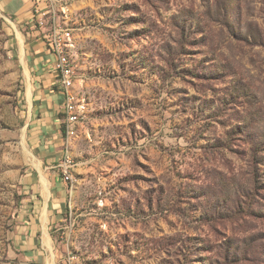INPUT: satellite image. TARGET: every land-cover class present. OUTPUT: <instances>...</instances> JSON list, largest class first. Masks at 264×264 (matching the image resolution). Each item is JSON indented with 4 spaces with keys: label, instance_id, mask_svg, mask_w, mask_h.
<instances>
[{
    "label": "rangeland",
    "instance_id": "374dc122",
    "mask_svg": "<svg viewBox=\"0 0 264 264\" xmlns=\"http://www.w3.org/2000/svg\"><path fill=\"white\" fill-rule=\"evenodd\" d=\"M35 14L18 24L0 0V264L26 263L22 182L45 166L23 34L51 49L55 30L82 109L54 164L61 264H264V0H44Z\"/></svg>",
    "mask_w": 264,
    "mask_h": 264
},
{
    "label": "crops",
    "instance_id": "0c3cea01",
    "mask_svg": "<svg viewBox=\"0 0 264 264\" xmlns=\"http://www.w3.org/2000/svg\"><path fill=\"white\" fill-rule=\"evenodd\" d=\"M44 0H2L8 16L18 24H30ZM24 35L22 53L26 76L24 92L28 105V140L43 159L39 170L23 177V194L17 211L15 243L26 260L24 264H61L65 248L54 233L64 221L69 195L56 169L64 147L63 119L65 97L56 67L57 57L39 31ZM42 35V36H41ZM41 163V165H42ZM68 262L71 257L68 253Z\"/></svg>",
    "mask_w": 264,
    "mask_h": 264
},
{
    "label": "built area",
    "instance_id": "2783aa9c",
    "mask_svg": "<svg viewBox=\"0 0 264 264\" xmlns=\"http://www.w3.org/2000/svg\"><path fill=\"white\" fill-rule=\"evenodd\" d=\"M39 24L43 25L44 21L41 20ZM64 44H68L66 42L65 36H63L61 32L55 30L50 46H51V51L57 57L56 67L59 72L60 82L63 87V95L65 97V107H64L65 117H64V126H63L65 130V136H64V144H65L66 139L71 137L72 133H75V130L79 123V119L81 117L82 109L80 106L70 105V101L68 98V86H71L73 82H75L74 81L75 71L71 61H64V57H63ZM71 164H72V159L63 156V161L59 166L63 168V174H64L63 178L66 182L72 181V175L69 172Z\"/></svg>",
    "mask_w": 264,
    "mask_h": 264
},
{
    "label": "bare ground",
    "instance_id": "6f19581e",
    "mask_svg": "<svg viewBox=\"0 0 264 264\" xmlns=\"http://www.w3.org/2000/svg\"><path fill=\"white\" fill-rule=\"evenodd\" d=\"M73 86V84L71 85V86H68V98H69V101H70V105H73V106H77L76 105V103H75V96L73 95V93L71 92V87ZM75 132H76V130H75ZM75 135V133H72V135H71V137H69L68 139H66V143H70V140L72 139V137ZM64 156H66V157H68V158H70L69 157V153L67 152V154L66 155H64Z\"/></svg>",
    "mask_w": 264,
    "mask_h": 264
},
{
    "label": "trees",
    "instance_id": "16d2710c",
    "mask_svg": "<svg viewBox=\"0 0 264 264\" xmlns=\"http://www.w3.org/2000/svg\"><path fill=\"white\" fill-rule=\"evenodd\" d=\"M63 134L65 135V130H64V128H63Z\"/></svg>",
    "mask_w": 264,
    "mask_h": 264
}]
</instances>
